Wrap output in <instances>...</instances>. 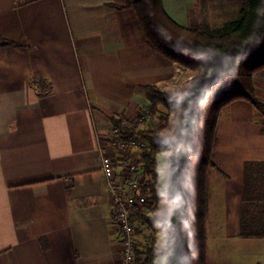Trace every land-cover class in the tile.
<instances>
[{
    "label": "crops",
    "instance_id": "1",
    "mask_svg": "<svg viewBox=\"0 0 264 264\" xmlns=\"http://www.w3.org/2000/svg\"><path fill=\"white\" fill-rule=\"evenodd\" d=\"M122 1L0 0V36L14 41L0 46V264L120 263L98 140L113 135L111 117L131 123L144 115L142 87H162L181 66L147 45L134 10L115 7ZM194 1L162 4L187 24ZM31 77L46 78L48 89L41 93ZM251 81L264 106V66ZM215 130V167L205 178L206 261L264 264V237L239 235L245 166L264 171V118L248 100L232 99ZM108 144L120 167L122 153ZM163 153L170 155L156 154L159 185ZM168 204L160 198L149 214L168 215ZM135 225L141 249L147 236L157 245V222Z\"/></svg>",
    "mask_w": 264,
    "mask_h": 264
},
{
    "label": "trees",
    "instance_id": "2",
    "mask_svg": "<svg viewBox=\"0 0 264 264\" xmlns=\"http://www.w3.org/2000/svg\"><path fill=\"white\" fill-rule=\"evenodd\" d=\"M238 2L235 16L217 27L210 26L206 14L198 20L190 18L187 24L179 23L166 12L162 0H123L115 5L116 8L134 10L145 41L153 51L166 60L200 71L181 97L157 85H144L142 88L149 105L146 114L138 116L136 128L128 127L122 119L110 118L128 138L145 141L140 145L137 162L142 164L148 179L140 186L145 202L132 214L135 232L139 228L135 222H144L150 228L153 222H157L165 231V245L160 251L154 236H147L144 249L134 250L138 263L154 264L158 255L165 254V264H208L204 228L207 216L205 178L207 170L215 167L216 117L230 100L244 98L264 118V106L256 99L251 81L253 73L264 66V0ZM12 44L14 41L0 36V46ZM257 53L263 55L241 73L240 64ZM30 82L41 93L48 89L44 77H31ZM229 82H234L238 90H232L227 100L214 107L216 113L207 119L199 132L204 103ZM241 82L247 89L240 85ZM160 106L167 110L166 117L172 109L181 110L178 131L173 139L160 134L164 124L141 126L147 115H155ZM163 151L170 152V184L167 191L159 192L156 154ZM254 164L248 162L245 166L239 227L242 237H264V171ZM251 171L263 178L253 177ZM162 197L169 199L168 215H150Z\"/></svg>",
    "mask_w": 264,
    "mask_h": 264
},
{
    "label": "rangeland",
    "instance_id": "3",
    "mask_svg": "<svg viewBox=\"0 0 264 264\" xmlns=\"http://www.w3.org/2000/svg\"><path fill=\"white\" fill-rule=\"evenodd\" d=\"M180 4L181 0H177ZM192 2V1H191ZM190 2V3H191ZM239 6L238 0H195L191 5L188 7V13L191 16L193 15V19L197 18L200 19L203 14L205 15V19L211 23L210 26L217 27L222 25L225 22H228L233 16H235V11ZM217 16V17H216ZM175 18H179L178 15H175ZM179 20V19H178ZM261 54V53H260ZM255 54L254 56H250L246 58L239 66V71L245 73L247 67L252 63L256 62L260 59L263 54ZM200 71L195 69H190L188 67L180 66L176 67L173 71L172 79L168 83H165L162 88L178 97H181L184 92L192 85L193 81L199 76ZM243 76V75H241ZM244 78V77H243ZM234 82H229L225 86H223L218 92H214L209 96L203 106L202 116L199 121V132L203 130L204 125L208 118L212 117L213 114L216 113L217 109H214L216 105H219L224 100H227L230 94L233 92L232 90H238L233 84ZM244 89H247L242 82L240 83ZM161 87V86H160ZM232 91V92H231ZM162 111H159L155 115L146 117V122L141 124L142 127H152L158 124H164L163 128L160 131V134L166 138L173 139L176 137L179 121H180V109H172L169 111L167 117H164L165 113L167 112L165 108H162ZM146 114V113H145ZM137 117L136 126L137 124ZM135 126V127H136ZM145 143L144 140L140 139ZM134 150H136V159L138 160L139 154L141 152L140 145L135 146ZM135 152V151H134ZM165 152V151H163ZM160 158V167L162 170V179H161V191H167L169 189L170 184V177H169V158L167 154H161ZM139 165V164H138ZM140 173L142 179L145 181L148 179V175L144 172L142 164L139 165ZM164 170V171H163ZM158 183L159 175H158ZM159 189V187H158ZM159 191V190H158ZM169 202V199H167ZM170 207V204H168ZM161 232L157 237V247L161 250L165 245V231L161 228ZM166 255L160 254L158 257L157 262L155 264H165Z\"/></svg>",
    "mask_w": 264,
    "mask_h": 264
},
{
    "label": "built area",
    "instance_id": "4",
    "mask_svg": "<svg viewBox=\"0 0 264 264\" xmlns=\"http://www.w3.org/2000/svg\"><path fill=\"white\" fill-rule=\"evenodd\" d=\"M135 126L136 120L128 123L130 128H136ZM112 131L113 135L98 140L97 160L110 201L112 228L120 236L119 264H142L141 261L139 263L135 261L134 250L141 248L142 244L135 232L132 214L145 202V197L140 193V186L144 180L134 152L135 146L144 142L128 138L126 133L120 132L115 126L112 127ZM108 142H112L116 151L122 153L120 167L115 164L114 154L109 150Z\"/></svg>",
    "mask_w": 264,
    "mask_h": 264
}]
</instances>
